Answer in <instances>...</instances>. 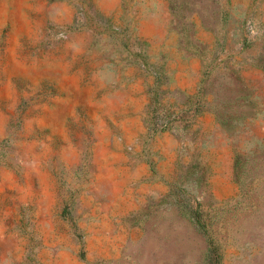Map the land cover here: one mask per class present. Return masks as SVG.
Segmentation results:
<instances>
[{
  "label": "rangeland",
  "instance_id": "rangeland-1",
  "mask_svg": "<svg viewBox=\"0 0 264 264\" xmlns=\"http://www.w3.org/2000/svg\"><path fill=\"white\" fill-rule=\"evenodd\" d=\"M0 264H264V0H0Z\"/></svg>",
  "mask_w": 264,
  "mask_h": 264
}]
</instances>
